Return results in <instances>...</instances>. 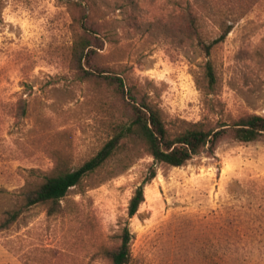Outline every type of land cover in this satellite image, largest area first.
<instances>
[{
  "label": "rangeland",
  "instance_id": "obj_1",
  "mask_svg": "<svg viewBox=\"0 0 264 264\" xmlns=\"http://www.w3.org/2000/svg\"><path fill=\"white\" fill-rule=\"evenodd\" d=\"M186 1L0 0V215L57 161L75 169L92 158L127 118L115 88L80 79L71 61L82 15L104 40L93 62L159 110L171 130L264 116V0L245 2L244 17L209 58L187 38ZM190 3L208 42L227 10L244 2ZM151 168L156 177L129 218V201ZM60 206L53 216L33 207L0 232V264H110L103 249L120 245L124 227L133 236L129 264H264V139L224 138L213 155L180 168L130 143Z\"/></svg>",
  "mask_w": 264,
  "mask_h": 264
},
{
  "label": "trees",
  "instance_id": "obj_2",
  "mask_svg": "<svg viewBox=\"0 0 264 264\" xmlns=\"http://www.w3.org/2000/svg\"><path fill=\"white\" fill-rule=\"evenodd\" d=\"M255 0H188L184 9L183 25L188 32V39L206 58L212 50L222 44L234 24L242 19L248 7L247 3ZM190 2H244L227 10L226 18L218 23L217 36L208 42L202 37L199 26L198 6ZM247 2V3H245ZM74 6L81 7L79 2ZM200 7V6H199ZM216 8L218 6H215ZM212 7L213 10L215 8ZM217 12H219L217 10ZM220 13V12H219ZM213 15H217L213 12ZM85 15L79 20L82 33L75 35L71 46V61L76 65L79 78L82 80L103 79L114 87L116 92L126 103L127 118L116 128L115 134L101 149L81 166L70 169L64 162L57 161L53 171L43 177L34 187H25L16 196L13 208L4 210L0 215V232L8 230L31 208L44 206L47 216L60 212V202L66 197L70 189L78 186L89 174L100 168L120 149H126L127 144H141L145 153L157 164H164L174 168L185 166L195 156L206 152L213 155L219 143L224 138L235 142L248 144L264 139V116L247 114L232 121L231 124L220 123L213 128H207L202 123L190 124L183 130L174 131L163 121L159 110L151 106L144 99L137 100L128 90L123 80L115 75H107L94 62L98 50L104 47V40L88 25ZM83 20V21H82ZM205 77L210 86L216 82L214 68L210 61L205 65ZM156 177V170L151 168L143 182L134 190L128 204L129 218L136 215L140 205L144 202V188ZM120 245L113 249H103L104 258L110 264H129L131 259V243L133 236L128 227H124L119 235Z\"/></svg>",
  "mask_w": 264,
  "mask_h": 264
},
{
  "label": "bare ground",
  "instance_id": "obj_3",
  "mask_svg": "<svg viewBox=\"0 0 264 264\" xmlns=\"http://www.w3.org/2000/svg\"><path fill=\"white\" fill-rule=\"evenodd\" d=\"M150 195V194H149ZM152 197V196H151ZM149 199V198H148Z\"/></svg>",
  "mask_w": 264,
  "mask_h": 264
}]
</instances>
